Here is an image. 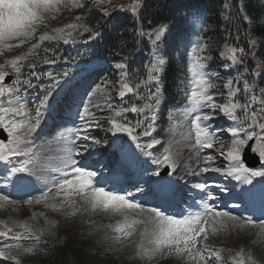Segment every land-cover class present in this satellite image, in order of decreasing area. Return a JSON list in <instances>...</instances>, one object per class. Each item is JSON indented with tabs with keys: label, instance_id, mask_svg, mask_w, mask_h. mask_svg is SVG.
Returning a JSON list of instances; mask_svg holds the SVG:
<instances>
[{
	"label": "snow or ice",
	"instance_id": "6c2138e0",
	"mask_svg": "<svg viewBox=\"0 0 264 264\" xmlns=\"http://www.w3.org/2000/svg\"><path fill=\"white\" fill-rule=\"evenodd\" d=\"M99 5L111 4L112 0H96ZM142 4V0H131L129 5H118L123 9L129 8L132 13H137ZM84 0H0V57H4L6 52H12L16 49L26 46V51L5 58L0 63V129L7 133L6 140H0V160H8L13 156H26L19 166L11 169V174H28L32 175L34 159L30 155L31 149L28 145L31 143L33 133L40 127L43 110H52L55 107L56 97L59 91L63 90L64 85L61 83L62 77L64 84L70 83L66 78L68 72L54 74L52 71L40 72L35 71L36 61L40 58L41 52L44 53L43 62L55 64L56 58H48L49 53H55V44L63 42L68 44L75 35L83 32L92 33V29L83 23L84 15H76L70 22L64 23L59 27H51L50 21L57 19L64 11L84 9ZM105 15H108L107 8H101ZM247 18V17H244ZM169 32L167 24H161L153 33L154 39L151 40L153 46L165 37ZM144 33L141 32V35ZM95 35H99L96 33ZM90 39L92 36L90 35ZM264 42V41H262ZM257 40L249 39V50L257 48ZM208 50V44L197 41L193 48V59L188 66L190 74V90L187 93L188 107L186 114L192 116L191 131L194 133L195 143L191 149L195 150L196 156L200 158V153L204 149H214L219 157L228 161L227 167H210L216 159V155L211 152L206 154L202 162L206 165L195 173L199 176L203 173L216 172L227 177H232L240 181L243 185H253L255 177L264 178V170H254L245 166L242 154L245 149H250L253 153L258 154L261 160H264V89L261 90L260 96L254 92V86L243 79V74L238 80L236 77L229 78L222 85L226 89V94L221 92L224 97L223 103H218L214 98V92L219 85L214 83L213 78L219 79L216 72H207L208 61L212 59L210 55H203ZM245 47L225 43L220 51V56L230 63L223 66L231 68L233 65H243L244 57L248 54ZM254 55V52H253ZM165 61L157 57L148 68L147 79L154 81L158 79V74L163 70ZM27 65L30 71V78H22V69ZM116 67L121 69V75L116 82L119 85L117 95L124 98L127 93H133L134 87L127 81L128 73L123 71L125 65L117 64ZM259 67V65H258ZM247 72L248 69H245ZM254 71V70H253ZM16 76L12 86H6L5 80L11 75ZM260 74H264L261 72ZM50 81L49 83L41 80ZM33 80L36 83H33ZM140 83H145L141 81ZM243 83V89L239 86ZM20 84L22 87L17 88ZM112 81H104L103 84H97L92 92L88 93V100L83 103L82 111L78 113L79 119L83 122L82 128L67 129L58 134L57 139L68 142L71 146L64 149V156L60 163L61 166L52 169L59 175L51 181V186L46 187L39 196L29 197L25 204H44L55 212L62 211L65 207L71 209L68 216H76L78 212L83 211L92 213H103L110 217H119L114 223L107 225L111 235H106L105 239L112 241L116 245H124V242L131 241L133 237L138 236V242L135 243V255L133 258L152 259L157 253L167 252L169 256H176L191 264H211L213 258L215 264H221L223 259V249L213 250L207 241L210 236L218 235L220 231H227L229 222L235 227L239 222L243 227H253L259 229V236H264V219L253 216H238L231 211L218 209L215 201L216 195L205 191L209 186L205 183L196 185L201 190V201L197 206L199 210L189 212L187 215L177 217L169 215L162 210L174 195L175 189L173 182L168 178L172 176L179 167V157L181 153L174 150L169 145L164 148L162 155L154 159L153 163L158 168L153 172L145 170L141 177L143 183L148 186L147 192L142 187H136L135 192L124 190H109L106 187L98 186L105 183L98 170H92L91 166L77 159L83 157L88 152L90 145L86 142L91 141L93 144H100L101 141L88 134V129L92 127L93 122L99 127L91 108H97L103 111L99 105L91 103L93 95L105 92L107 85ZM235 85V86H234ZM138 88L139 85H136ZM39 88L43 90L40 98V104L35 108L34 116L27 106L22 103L23 97L18 93L23 90ZM243 92L245 102L237 98L238 94ZM110 99V98H109ZM139 99H145L139 97ZM143 106L135 103L129 107H114L108 100L105 101L104 107L110 110L112 115L107 118L110 124L109 131L115 133H126L136 147L146 155L151 156L149 149H154L156 145L162 143L159 139H151L146 144L139 143V135L151 136L154 130L153 124L148 123L144 131L136 134V129L144 126L145 121L137 120L134 124L127 121L124 113H143L145 109H153L160 105V88L156 92L150 93ZM259 102L260 107L253 109V105ZM207 109V111H204ZM223 114L232 121V124L224 130L220 128L212 129L211 121L217 114ZM241 113L242 115H238ZM147 119V117L145 118ZM152 121H155V114L152 115ZM229 134L227 144L220 141L217 136L224 133ZM74 137V140H73ZM77 141L84 143L77 144ZM77 149V150H73ZM79 149H82L79 150ZM127 157L122 153L121 157L114 159L112 163L121 166L128 163ZM160 167L171 168L172 172H161ZM16 183L20 186H26L28 183L27 176H17ZM220 191H229L220 185H216ZM137 194L141 197L151 196L160 203L157 206L146 207V200L137 199ZM239 204H233V208L254 204L256 198H259L261 217H264V180L260 182V188L257 190L253 185L251 188H244L240 192L231 193ZM59 201V203H57ZM9 195L0 192V209L10 204H17ZM35 215V214H34ZM44 215V213H40ZM45 219H47L45 217ZM94 223V222H93ZM19 227L23 232H14L13 228L7 223L0 221V237H10L17 241L14 245H5L0 247V257H6L16 264H20V257L26 254H33L36 249L33 246L24 247L19 243L25 238H34L39 241L40 236L33 232L27 223H20ZM16 254L13 255L12 251ZM230 264H258L257 260L246 253L243 249L235 252L229 257Z\"/></svg>",
	"mask_w": 264,
	"mask_h": 264
},
{
	"label": "trees",
	"instance_id": "16d2710c",
	"mask_svg": "<svg viewBox=\"0 0 264 264\" xmlns=\"http://www.w3.org/2000/svg\"><path fill=\"white\" fill-rule=\"evenodd\" d=\"M85 8L79 9L85 17V23L93 31L92 33L80 32L68 43L60 42L55 44V53H49L48 58H56L55 64L43 62L44 53L36 61L35 71L54 74L69 73L67 87L61 92L62 106L73 104L75 94L81 95L83 103L88 100V93L92 92L97 84L104 81H112L107 85L105 92L93 95L91 103L99 104L103 111L91 108L100 126L93 122L88 129V134L100 140V147L107 150L112 149L115 141L113 133L108 129L110 124L107 118L112 115L109 109L104 107L105 101L112 103L114 107H129L137 101L148 102L150 93L160 88V97L164 100L161 112L155 118L157 128L154 134L159 140H168L173 133L174 124L168 118L167 110L181 108L185 104L183 93L187 87L189 78L188 66L193 56V49L188 50L183 43L193 42V48L197 41L208 44V50L203 55H210L207 72H216L219 79L213 78L214 83L220 86L217 93H225L222 85L229 78L236 77L238 80L243 74V79L254 86V92L260 96L264 89V3L262 0H142L137 13H132L129 8L123 9L118 5H125L112 0L111 4L99 5L96 0H84ZM108 9L105 15L101 8ZM202 11L205 14L206 29L195 33L190 24V18L195 11ZM68 17V16H67ZM247 17V18H244ZM161 24L169 26V32L160 41V53L165 59V69L158 74V79L148 81L147 72L152 63V48L147 39V32L156 29ZM141 32L144 33L141 35ZM99 33V35H95ZM90 35L92 38L90 39ZM257 40V48L249 50L248 40ZM245 47L248 54L244 57L243 65H233L225 68V60L220 56V51L225 43ZM254 52V55H253ZM96 58L102 63L92 62ZM123 63L126 67L123 71L128 73L127 81L134 87L133 93H127L124 98L117 95L119 85L116 83L121 75V69L117 64ZM259 65V67H258ZM245 69H248L246 72ZM254 70V71H253ZM32 71L25 65L22 69V78H30ZM64 78L62 77L61 80ZM16 80V79H15ZM145 81V83H140ZM49 83L50 81L41 80ZM33 83H36L33 80ZM136 85H139L137 88ZM235 86V85H234ZM239 86L243 89V83ZM21 88L20 84L16 85ZM43 90L39 88L29 89L27 92L20 91L24 104L29 106L35 97H42ZM145 99H139V97ZM110 98V99H109ZM224 102L221 95L214 97ZM237 98L241 103L245 102L243 92ZM152 102V101H150ZM253 109L260 107L259 102L252 106ZM143 113H124L127 121H134L137 117H143ZM238 115H242L238 113ZM219 118V117H218ZM218 124L224 128L228 127L225 120ZM226 143L225 140H222ZM33 241V242H30ZM19 243L24 247L33 246L36 252L20 257L24 264H60L62 258L58 256L57 247L39 240L22 239ZM15 255L16 252L12 251Z\"/></svg>",
	"mask_w": 264,
	"mask_h": 264
},
{
	"label": "rangeland",
	"instance_id": "374dc122",
	"mask_svg": "<svg viewBox=\"0 0 264 264\" xmlns=\"http://www.w3.org/2000/svg\"><path fill=\"white\" fill-rule=\"evenodd\" d=\"M114 1L125 3V5H129L131 2V0ZM78 11L79 9L64 11L57 19L50 21L51 27L62 26L64 23L70 22L76 15H82L81 13H78ZM83 23H85V17ZM81 32L83 31L81 30ZM152 33L153 32L148 35ZM151 37L154 39V35H151ZM24 51H26V46L12 52H6L4 57H0V63H3L5 58H10ZM157 56L161 58L160 55ZM15 77L16 76L14 74L8 77L9 82H6L5 80V85L12 86L13 81H15ZM189 90L190 83L183 93L185 99ZM59 102L60 93L56 97L55 107L52 109V113H50L51 110H43L40 127L35 133H33L31 143L28 145L31 149L30 155L34 159V164L30 165V167L33 168L34 174H11V169L19 166L23 160L27 159L26 156H13L9 157L8 160H0V192L5 195H9L12 200L19 202L17 204H10L5 208L0 209V221L7 223L9 227L13 228L14 232H23V229L19 227V224L27 223L28 226L32 228L33 232H36L40 238L56 245L58 256L62 258L60 264H191V262L186 259L167 255L166 251L157 253L150 260L147 258H133L135 255V243L138 242V236L133 237L131 241L124 242L123 246L113 244L112 241L105 239L106 235H111L107 225L114 223L116 219H119V217H110L99 212H86L82 209L76 216L73 217L67 215V213L71 211L68 207H65L60 212H55L50 208H46L42 203L36 204L33 202L30 205L24 203V201L29 199V197L39 196L42 191L46 190V187L51 186L53 178L59 175L58 173L52 171V169L61 166L60 161L65 154L64 149L70 147L71 145L66 141L58 140V134L67 129L82 128L84 126L83 122L79 119V111H77L76 107L72 108V110L64 108L62 111L63 115H60L58 105ZM76 102L77 105L80 104L79 96ZM161 104L162 101L160 105ZM36 107L35 103H33L31 107H27L30 111H32L31 114L33 116L35 114ZM158 107L151 110L146 109V113L144 115H146L147 119H145L146 117H139L136 119V121H145L144 126L136 129V134L142 133L144 131V127H146L148 123H152L153 128L155 127L151 118L153 113L156 116ZM187 107L188 102L186 99V104L182 107V109L175 111L171 110L169 112L170 117L173 118L172 120H175V123H173L175 124V131L172 133V138L169 141H164L154 147L156 154H154L155 152L153 153V149H149L148 151L151 153V156L144 155L140 149L136 147V142H133L131 138L130 141L125 143V147L127 148L123 154L127 156L129 152L131 154V156L128 157L130 165L126 168H130V170L134 169V171H131V174L129 175L130 178L136 179L139 176L136 171L141 169L140 163H143V166L147 165L149 170L152 169V172L155 171L158 166L153 163V160L158 159L162 155L164 148L171 145L174 150L181 153L178 163L182 167V171L186 176V185L183 187L184 190L182 195L179 196L175 193V195L168 201V204H164L163 207L166 206L164 209L167 210L169 215H175L179 218L183 215H187L189 212L199 210L197 206L199 205L202 197L200 194L201 190L197 189L196 185L199 183H205L208 186L220 185L229 190L223 191L225 195H228L225 197H222L219 188L216 189L215 187H208L205 190L211 193L213 192V194L218 197L215 201L218 209L231 211L234 215L238 216H253L254 219L257 217L262 218L259 216L261 215L260 203L258 205H255L254 203L251 207L249 204L247 208L244 206L233 208V204H239L240 202L234 199L231 193L240 192L242 189L251 188L253 185H255L258 190L260 188V182L264 180V178L255 177L253 179V185H243L240 181H237L232 177L229 178L225 175H219V173L216 172L203 173L199 176L195 175V173L200 172L201 168L206 166L202 162V159L209 152L216 155V159L212 162V164H214L215 161H221V158L223 157H219L214 149H204L200 153V158L196 156L195 150L191 149V145L195 143V140L194 133L191 131L192 116L186 114ZM204 111H207V109H204ZM224 118L228 119L227 117ZM46 120H48V125L43 124ZM230 122L232 121L230 120ZM211 125L213 130L218 128L215 127L214 119L211 121ZM48 126L51 127L50 129L52 132L41 137L42 139H37L41 132L43 133L47 130V128H49ZM220 129L223 130L222 128ZM5 134L7 137L6 132ZM122 134L123 133H116V137L122 136ZM226 134L229 135L228 133ZM223 137L224 134L221 135V138ZM153 138L154 135L152 131L151 136L139 135L138 142L146 144ZM226 139H229V136L226 137ZM76 143L80 144L84 142L77 141ZM86 143L90 146L93 145L91 141ZM73 150L75 151L77 149ZM79 150L82 151V149ZM88 152L85 153L83 157H78L77 159H80L83 163L90 165L92 170L97 168L102 179L105 181V183L98 186L106 187L109 190H124L130 192H135L136 187H142L145 189V192H147L148 186L145 184L140 186L139 184H136L138 182L135 183L134 181L121 184L123 182L122 180H110V175L112 173H118L116 172L118 170L115 169L117 166L112 168L109 164L104 163L103 160L95 161L93 158V151ZM140 153L142 155L141 159H139ZM222 160L224 161L222 168L227 167L228 161H225L224 159ZM161 168L162 171L166 169L172 171L171 168L160 167V169ZM251 169L264 170V160H261V164L259 166ZM1 170L4 172H1ZM21 175L27 176L28 183L26 186H20L16 183L17 176ZM231 178L234 185L233 187L229 185V179ZM169 179L173 182L174 188H176L177 184L174 182L173 177H169ZM129 185H134L131 190L123 188ZM26 188H28V190H26ZM208 189H211V191ZM18 193H22L24 196L20 197L18 196ZM137 199L142 201L146 200V207L157 206L160 203L152 197L147 199V197H141L139 194H137ZM57 203H59V201H57ZM178 206L182 208L180 210H175ZM40 213H44V215L42 216ZM45 217L47 219H45ZM258 233V228L243 227L239 222H237L234 227L232 223L229 222L227 231L222 230L218 235L210 236L207 243L213 247L214 251L216 249L224 250L222 253L223 259L221 264H230L229 257L233 256L235 252L240 249H243L246 253H251V255L257 260L258 264H264V236H259ZM25 239L34 240V238H28V234H25ZM15 243H17V241L10 237H0V246L14 245ZM0 264H16V262L3 257L0 259ZM20 264H24V262H20ZM211 264H215L214 258L211 261Z\"/></svg>",
	"mask_w": 264,
	"mask_h": 264
},
{
	"label": "water",
	"instance_id": "95a60500",
	"mask_svg": "<svg viewBox=\"0 0 264 264\" xmlns=\"http://www.w3.org/2000/svg\"><path fill=\"white\" fill-rule=\"evenodd\" d=\"M244 160L248 163V165L255 166L259 163V158L251 153L250 149H245L244 152Z\"/></svg>",
	"mask_w": 264,
	"mask_h": 264
},
{
	"label": "bare ground",
	"instance_id": "6f19581e",
	"mask_svg": "<svg viewBox=\"0 0 264 264\" xmlns=\"http://www.w3.org/2000/svg\"><path fill=\"white\" fill-rule=\"evenodd\" d=\"M50 113H52V110L50 111ZM43 124H44V125H48V124H49V123H48V120L44 121ZM48 127H49V126H48ZM50 128H51V127L47 128V130H45L43 133L41 132L40 135H39V137H37V139H40L41 137L45 136L46 134H50V132H52V130H51ZM37 139H36V140H37ZM41 139H42V138H41ZM36 140H35V141H36ZM208 190L211 191V189H208Z\"/></svg>",
	"mask_w": 264,
	"mask_h": 264
}]
</instances>
